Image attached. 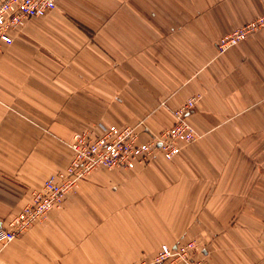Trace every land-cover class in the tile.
Segmentation results:
<instances>
[{"label": "crops", "instance_id": "1", "mask_svg": "<svg viewBox=\"0 0 264 264\" xmlns=\"http://www.w3.org/2000/svg\"><path fill=\"white\" fill-rule=\"evenodd\" d=\"M264 0H56L0 44V223L67 162L73 132L187 115L171 160L97 169L6 244L0 264H131L199 243L205 264H264V28L214 42Z\"/></svg>", "mask_w": 264, "mask_h": 264}, {"label": "built area", "instance_id": "2", "mask_svg": "<svg viewBox=\"0 0 264 264\" xmlns=\"http://www.w3.org/2000/svg\"><path fill=\"white\" fill-rule=\"evenodd\" d=\"M56 0H0V44H10L11 33L19 32L31 18H39L55 7ZM264 28L263 12L219 36L214 47L222 54L229 47ZM193 94L171 110L173 122L157 133L143 134L141 122L107 124L92 136L88 130L73 132L65 145L70 151L67 162L52 172L29 192L21 208L0 223V243L6 244L61 207L63 199L72 193L91 172L97 169L132 170L144 166L156 156L171 160L183 145L192 143L197 134L187 121V115L198 100ZM131 264H205L201 248L195 240L180 238L173 244L161 243L148 259Z\"/></svg>", "mask_w": 264, "mask_h": 264}, {"label": "rangeland", "instance_id": "3", "mask_svg": "<svg viewBox=\"0 0 264 264\" xmlns=\"http://www.w3.org/2000/svg\"><path fill=\"white\" fill-rule=\"evenodd\" d=\"M192 240H194V239H192ZM197 244H199V243L197 242Z\"/></svg>", "mask_w": 264, "mask_h": 264}]
</instances>
